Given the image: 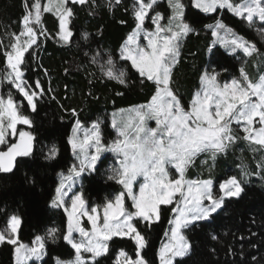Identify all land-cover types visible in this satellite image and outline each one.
<instances>
[{
  "label": "snow or ice",
  "instance_id": "obj_1",
  "mask_svg": "<svg viewBox=\"0 0 264 264\" xmlns=\"http://www.w3.org/2000/svg\"><path fill=\"white\" fill-rule=\"evenodd\" d=\"M120 2L107 0V6ZM51 3L52 0H49ZM70 3L85 5L90 0H57V35L65 45L71 43L73 35L69 28L74 15ZM167 3L171 15L166 17L156 10L158 0H135L133 15L136 27L120 48V58L130 61L131 67L142 78L140 82L146 80L154 85L155 92L150 102L128 110L121 109V113L127 112V118L121 116L119 121L116 113L113 114L111 127L115 129L116 138L111 143L103 139L100 121L85 130L81 138L82 125L79 119L75 120L73 135L68 143L79 165H73L67 176L60 173L63 179L50 203V207H63L67 212V229L58 235L59 229L50 228L44 236L37 235L29 246L19 239L23 223L21 217L12 215L5 229L0 230V245L13 246L14 264H28L29 261L35 264L46 254L47 242L56 243L60 239L69 244L75 254L72 260L57 259V264H103L101 258L108 254L109 242L114 238H128L135 244V259L120 251L119 255L125 257L124 264H150L144 255L150 243L148 231L161 220L165 206H172L168 208L172 216L168 221L170 228L165 232L169 240L160 248L159 261L160 264H174L176 258L183 259L192 254L193 245L186 233L200 222H215L218 216L227 214V202L233 199L239 201L245 193L246 180L232 177L221 183L219 193L214 194L212 179H188L186 172L202 154L214 163L217 156L226 154L238 139L259 146L253 151L264 149V74L253 80L241 68L240 78L221 84L216 73L204 72L201 76L202 88L193 96L190 107L186 108L175 86L174 69L179 63L184 38L194 33L195 28L185 19L183 0H167ZM192 5L204 13L227 8L245 20L250 28H254L257 22L264 25V0H240L239 3L235 0H192ZM25 9L23 29L19 34H12L14 42L8 46L10 50L4 52L6 71L0 83L6 80L14 86L26 99L31 111L37 112V101L45 93L39 81L29 86L23 66L27 63L25 54L37 45L38 34L33 25L41 23L40 0L31 5L25 0ZM52 10V7L43 8L44 12ZM146 19H151L155 31L145 32ZM165 19L167 22L161 23ZM218 30L229 35V50L233 54L242 51L249 57H264V50L255 41L238 35L220 21L214 27V36L219 34ZM257 32L264 42V29H257ZM40 34H45V31L40 29ZM141 34L147 40L146 45L139 43ZM22 37L26 39L22 40ZM82 39L87 41L88 36ZM106 63V68L101 67L103 77L127 87L128 72L117 69L111 58ZM71 115L77 117L79 113L71 109ZM149 121H155V127L149 126ZM33 123L29 116L19 111L11 94L7 99L0 96V145H7L6 150H0V173H13L23 162L17 158H34L33 134L17 129V125L32 127ZM233 124L240 126L238 130L244 133L243 137L235 134L238 130L232 127ZM16 136L18 140L10 139ZM105 152L115 157L106 179L120 185L123 191L103 205L102 216L96 207L88 206L83 195H74L69 210L65 203V189L69 185L65 181L74 183L85 172H97ZM56 155L57 149L53 146L45 159H55ZM202 163H207V160ZM258 167L262 169L261 178H264V161ZM172 169L178 175H173ZM243 174L249 175L246 169ZM141 178L139 191H134V184ZM26 180L36 183L35 179L26 177ZM126 200H131L127 207ZM82 216H87L90 229L82 226ZM140 224H143L144 230L139 228ZM75 233L81 239L77 240ZM256 235V232L251 233V236ZM211 238L218 239L216 235ZM252 247L255 248L256 244L253 243ZM85 253L90 256L86 257ZM229 254L234 255L231 249ZM240 256L243 259L244 253L241 252ZM251 259L256 264H264V256L257 260L252 255Z\"/></svg>",
  "mask_w": 264,
  "mask_h": 264
},
{
  "label": "trees",
  "instance_id": "obj_2",
  "mask_svg": "<svg viewBox=\"0 0 264 264\" xmlns=\"http://www.w3.org/2000/svg\"><path fill=\"white\" fill-rule=\"evenodd\" d=\"M34 2L27 0L29 5ZM43 2L40 0V4ZM184 2L185 19L195 28L194 33L184 38L179 63L174 69L175 86L184 106L192 100L204 72H219L220 78L227 79L236 78L243 68L253 80L264 73V57H249L240 52L229 54L212 45L213 23L220 20L243 35L248 29L243 20L226 10L204 14L192 7L191 0ZM70 7L74 13L69 23L73 35L68 45L58 39L59 20L53 12H41V23L33 25L38 34V46L33 45L25 54L27 63L23 67L29 86L39 81L45 93L37 101V112L31 111L12 85L5 80L0 83V94L3 97L11 94L19 111L34 121L33 126L26 129L34 136V158H17L23 162L13 173H0V230L12 215L21 217L23 223L19 239L25 244H30L37 235L44 236L50 228L59 229L58 235L66 231L63 211L50 207V203L58 185V174L66 173L73 163L68 138L75 120L79 119L82 124L100 121L103 139L111 140L115 132L110 126L109 114L118 109L147 104L155 92L154 85L146 80L141 83L139 74L119 55L121 45L136 25L134 0H121L111 7L107 6V0H90L85 5L70 3ZM156 10L166 17L170 14L164 0L158 2ZM25 14V0H0V80L6 71L4 52L10 50L8 46L14 42L12 34L22 31ZM149 20L145 22L147 28L151 27ZM40 29L45 34L41 35ZM85 35L88 36L87 41L82 39ZM256 44L264 50V42L259 40ZM109 58L117 69L128 72L127 87L103 77L101 67L106 68ZM229 65H232V74L225 73ZM71 109H76L79 115L73 117ZM22 129L18 127V131ZM235 134L243 137L238 131ZM53 146L57 149L55 159H45ZM258 147L238 139L226 154L217 156L214 163L202 154L187 170L188 179H214L216 193L218 185L227 178L236 177L247 183L239 201L227 202V214L218 216L215 222H200L208 226L198 224L186 233L193 245L192 254L176 259L174 264H256L251 259L252 255L257 260L264 256V178H261L262 169L258 167L264 161V149L252 150ZM101 160L103 163H98L97 172L84 173L79 178L80 186L77 188L88 206L92 207L101 206L122 190L120 185L106 179L112 158L106 154ZM205 160L207 163H202ZM245 169L249 173L247 176L243 174ZM26 177L35 179L36 183H29ZM169 219L170 212L165 208L161 220L148 231L150 243L144 255L150 264H158L157 251ZM139 228L144 230L143 224ZM252 232L257 235L251 236ZM213 235L218 239L213 240ZM109 244L108 254L101 258L103 264H114L120 251L135 258V245L130 240L114 238ZM229 249L234 255L229 254ZM241 252L244 253L243 259ZM73 254L63 239L56 243L49 240L40 264H54L56 259L68 260ZM0 264H13L11 245H0Z\"/></svg>",
  "mask_w": 264,
  "mask_h": 264
},
{
  "label": "rangeland",
  "instance_id": "obj_3",
  "mask_svg": "<svg viewBox=\"0 0 264 264\" xmlns=\"http://www.w3.org/2000/svg\"><path fill=\"white\" fill-rule=\"evenodd\" d=\"M160 1H162V0H158V2H160ZM165 2H166V4L168 5V3H167V0H164ZM69 2H70V0H69ZM183 3L185 4V2H184V0H183ZM236 3H239V2H236ZM56 4H57V0H52V3L51 4H49V0H44V2H43V4H41V12H44L43 11V8L44 7H52V11H50V12H53L56 16H57V18H58V20H59V13L56 11ZM134 4H135V0H134ZM191 5H192V0H191ZM192 7H193V5H192ZM193 8H195V7H193ZM195 9H197V8H195ZM198 11H200L199 9H197ZM222 10H226V11H228L230 14H232V15H234L231 11H229L227 8H224V9H217V11H222ZM133 11H134V7H133ZM216 11V12H217ZM200 12H202V11H200ZM202 13H204V12H202ZM215 12H213V13H204V14H209V15H212V14H214ZM169 15H171V10H170V14ZM234 16H236V15H234ZM237 17V16H236ZM237 18H239V19H241L240 17H237ZM241 20H243V19H241ZM220 21V20H219ZM244 22H245V24L247 25V28L248 29H245V34H239V33H237L234 29H232V28H230L229 26H227L226 24V26L228 27V28H230V29H232L235 33H237L238 35H240V36H243V37H245V38H247L248 40H250V41H259L260 40V36H259V34H258V32H257V29H264V25H261L259 22H257V24L255 25V27L254 28H250L249 27V25H248V23L245 21V20H243ZM145 22H146V20H145ZM149 22H150V24H151V27L150 28H147V27H145V23H144V29H145V32H149V31H155V25L152 23V21H151V19L149 20ZM167 21H166V19L165 20H163V21H161V23H166ZM220 22H222V21H220ZM216 23L217 22H215V23H213V26H212V45L213 46H219L221 49H223V50H225V51H227L229 54H233L229 49H230V45L228 44V40L230 39V37H229V35L225 32V31H223V30H218L219 31V34L218 35H216V36H214L213 35V31H214V27H215V25H216ZM223 23V22H222ZM224 24V23H223ZM135 27H136V25H135ZM135 29V28H134ZM133 32V31H132ZM131 32V33H132ZM22 40H24V39H26V37H22L21 38ZM58 39H59V37H58ZM61 42V41H60ZM63 43V42H62ZM139 43L141 44V45H146L147 44V40L145 39V37H144V35L143 34H141V36L139 37ZM238 52H240V53H242V54H244L242 51H236L235 53H238ZM234 53V54H235ZM119 55H120V51H119ZM245 55V54H244ZM246 56V55H245ZM129 63H130V61H128ZM131 64V63H130ZM106 67H107V63H106V65H105ZM229 70H227V71H225V73H227V74H232V72H233V68H232V65H229ZM255 68H256V66H255ZM216 74H217V79H218V81L221 83V84H223V83H227V82H230L232 79H234V78H227V79H225V78H220L219 77V72H216ZM264 74V73H263ZM236 78H240V75H238ZM258 79V78H257ZM6 81V80H5ZM7 82V81H6ZM13 87V89H14V91H16L25 101H26V99L16 90V88L14 87V86H12ZM201 88H202V84H201V79H200V82H199V87H198V89L195 91V93L196 92H198V91H200L201 90ZM195 93H194V95H195ZM193 95V96H194ZM0 96H2L1 94H0ZM7 97L8 96H6V97H4L5 99H7ZM192 99H193V97H192ZM27 102V101H26ZM150 102V101H149ZM148 102V103H149ZM190 103H191V101L187 104V105H185V107L186 108H189L190 107ZM135 106H138V105H135ZM134 106H132V107H128V108H123L124 110H128V109H130V108H133ZM120 110L121 109H118V110H115V111H112L110 114H109V121H110V126H111V122H112V119H113V114L114 113H116V118H117V120L119 121L120 120V118H121V116H124L125 118H127V112H125V113H121L120 112ZM96 122V120L95 121H92V122H90V123H88V124H82L81 123V125H82V129H81V132H80V136H81V138L83 137V134H84V131L85 130H88V129H90L91 128V125L93 124V123H95ZM74 125H75V122H74V124H73V126H72V128H71V132H70V135H69V137H71L72 135H73V127H74ZM19 126H21L23 129V131H27L26 129L27 128H30L29 126H27V125H17V129H18V127ZM149 126H151V127H155V121H149ZM258 126V125H257ZM232 127L234 128V129H239L240 128V126L239 125H236V124H233L232 125ZM112 128V127H111ZM113 129V128H112ZM114 130V132H115V129H113ZM28 132V131H27ZM238 132H240L242 135H244V133L242 132V131H239L238 130ZM116 138V132L114 133V137H113V139H111V140H107V142L108 143H111V141L112 140H114ZM12 141H16V140H18V136H16V137H11L10 138ZM68 140H69V138H68ZM69 146H70V151H71V156H72V158H73V163L71 164V167L73 166V165H79V160H77V158H76V156L74 155V153H73V149H72V147H71V145L69 144ZM6 147H7V145H0V149H2L3 148V150H6ZM91 151H94V149H92ZM106 154H109V156L112 158V163H109L110 165L108 166V168H107V170L114 164V162H115V157H114V155L112 154V153H110V152H105V153H103L102 154V156H105ZM101 156V157H102ZM70 167V168H71ZM69 168V169H70ZM69 169L67 170V172L66 173H64V172H61V173H64V175L65 176H67L68 174H69ZM171 172H172V174L173 175H178L176 172H175V170L174 169H172L171 170ZM85 173H88V172H85ZM58 185H57V187L60 185V183H61V180L63 179V177L60 175V173L58 174ZM212 179V178H211ZM228 179H230V178H227L226 180H228ZM225 180V181H226ZM212 181H213V190H214V179H212ZM225 181H223V182H221V183H224ZM140 182H142V178L141 179H138V181L136 182V184H134V191H139V184H140ZM65 183L66 184H68L69 185V187L67 188V189H65V191L67 192V195L65 196V203H66V205L68 206V208H69V210L71 209V201H72V198L74 197V195H82V193H81V191H78L77 190V188L80 186V180L79 179H77L74 183L72 182V181H65ZM220 183V184H221ZM219 184V185H220ZM219 185H218V192L216 193L215 192V190H214V194H218L219 193ZM122 188V187H121ZM121 191H123V189L121 190ZM55 195H56V190H55ZM55 195H54V197H55ZM53 197V198H54ZM114 198V197H113ZM112 198V199H113ZM106 203V202H105ZM104 203V204H105ZM104 204H102L101 206H99V207H97V206H93V207H96L97 209H98V211L100 212V214H101V216L103 215V205ZM131 204V200H126V207L127 206H129ZM89 207H92V206H89ZM170 207H172V206H165V208H170ZM55 209H61L62 211H63V213H64V215H65V217H66V229H67V223H68V216H67V212L65 211V209L63 208V207H61V208H55ZM168 213H169V211H168ZM171 216H172V213H170V218H171ZM80 220H81V224H82V226H84L86 229H90L91 228V225H90V223L88 222V219H87V216H82V217H80ZM8 221H9V219H8ZM8 221H7V223H8ZM7 226V225H6ZM5 226V227H6ZM5 227L3 228V229H5ZM170 228V225H169V223H168V226L166 227V229H165V231H164V234H163V238H162V241H161V243H160V246H159V248H158V251H157V260H158V264H160V261H159V251H160V248L162 247V245L164 244V243H167L168 242V240H169V236H166L165 235V232L168 230ZM2 229V230H3ZM75 235V237H76V239L77 240H79V239H81V237L79 236V234L78 233H75L74 234ZM119 239H121V238H119ZM123 239H127V240H130V239H128V238H123ZM131 241V243L132 244H134V242L132 241V240H130ZM32 243H33V241L30 243V244H27V245H29V246H31L32 245ZM69 245V244H68ZM135 245V244H134ZM13 247V246H12ZM69 247L71 248V246L69 245ZM72 249V248H71ZM73 250V253H74V249H72ZM120 253V252H119ZM119 253L117 254V256H116V259H115V262H114V264H124V260H125V257H121L120 255H119ZM75 254V253H74ZM74 254H73V257L71 258V259H68V260H72V259H74ZM86 257L87 256H90V254H88V253H85L84 254ZM135 259V258H134ZM176 259H180V258H176ZM59 260H61V259H59ZM68 260H61V261H68ZM40 262H41V260L40 261H38V262H35L36 264H40ZM32 263H34L33 261H29L28 262V264H32ZM13 264H14V251H13ZM54 264H57V259L54 261Z\"/></svg>",
  "mask_w": 264,
  "mask_h": 264
}]
</instances>
